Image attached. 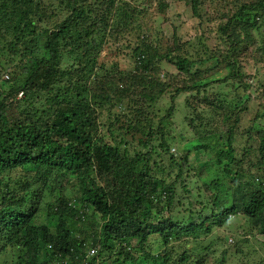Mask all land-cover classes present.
Here are the masks:
<instances>
[{"label": "trees", "instance_id": "1", "mask_svg": "<svg viewBox=\"0 0 264 264\" xmlns=\"http://www.w3.org/2000/svg\"><path fill=\"white\" fill-rule=\"evenodd\" d=\"M188 1L196 14L203 4L213 8L211 19H218L228 42L218 56L230 71L220 80L235 91L242 86L236 93L246 97L249 85L237 61L248 43L251 54L264 59L254 37L264 25V0ZM152 2L0 0V254L10 255V264H137L140 258L148 264H230L231 256L242 255L248 235H264V125L256 127L264 111L243 127L246 103L220 113L219 102L202 100L213 112L207 121L190 94L208 92V83L200 76L176 84L178 75L160 74L162 59L179 74L189 73L191 61L175 53L176 34L164 52L148 42L167 8L157 0L153 11ZM141 32L132 50L134 71L101 62L110 40L117 44L123 33ZM165 94L171 102L185 94L184 105L195 115L187 111L194 136L178 156L170 152L177 137L167 124L174 105L158 120L149 113L148 105ZM101 109L114 115L110 140L101 134ZM238 131L246 134V145L235 157ZM126 134L136 135L146 151H136ZM209 137L213 162L203 181L200 168L188 162L192 150H209ZM152 152L166 153L169 166H176L173 181L171 170L152 162ZM188 177L201 185L182 211L175 186ZM227 181L230 202L223 199ZM71 220L96 227L76 233ZM254 264H264V257Z\"/></svg>", "mask_w": 264, "mask_h": 264}, {"label": "rangeland", "instance_id": "2", "mask_svg": "<svg viewBox=\"0 0 264 264\" xmlns=\"http://www.w3.org/2000/svg\"><path fill=\"white\" fill-rule=\"evenodd\" d=\"M165 2L167 3V8L165 12L158 17V21H156V23L154 24V29L159 28V30H154L152 28L153 33L151 34L153 35V37L150 36L151 39H148V42L154 44H157L158 42V48L160 49V51L164 52L168 48L173 46L172 39L173 35L176 34L179 40V49L175 51V53L188 58L191 61V68L189 69V73L179 74L178 70L173 65L165 62V60L162 59L157 63L160 66L161 76L166 74L172 76L178 75L179 77L173 78L176 84H188L196 82L197 80H200L199 82H207L208 85H206L208 92L197 94L195 93L196 91H192L193 95L190 94L191 98L198 102L197 104L200 103L199 107L196 110L201 111L202 115L205 116L207 121L209 120V116L212 115L213 112L208 110V106L203 105L205 104L203 101L219 102L223 106V109L219 110L220 113L221 111H229L234 106L236 108V105L237 107H240L242 104L246 103V109H243L241 107L242 111L240 113V116L241 119H243V127H247L248 125H250L253 122L252 119L254 115L264 111V93L261 92L264 88V59H260L259 55L255 57V55L251 54L252 47L249 43L245 44L240 50L238 56L239 60L237 61V64L240 66L239 68L243 74H241L242 80L249 85V92L247 93V95H245L246 97H239L236 91L242 94V86L237 88L235 91L232 85L223 83L220 80L223 77L227 76L230 71L227 67H224V63L220 62L221 56H218L219 54H226L222 53V51L224 48L228 47V42L224 40V38L221 36L220 31L218 30V19H211V14L214 11L213 8L203 4L198 7V14H196L192 12L188 0H165ZM156 4L157 0H153V11L155 10ZM150 16L151 13L148 15V17ZM254 32L255 36H253L258 40L259 48H263L264 25L261 26L260 31L255 30ZM144 34L145 32H141L139 36L137 34L125 36L126 33H123V38L120 34L121 40H119V43L113 45L109 44L112 42V40H110L108 44L104 45L105 47H103L101 51V62L105 63L106 65L117 64L119 68L124 71H134L135 62L132 56V50L134 48V43L136 41H139L140 38H143ZM200 76L202 78H198ZM240 98L241 100L239 101ZM184 104L185 94H180L175 98L173 102H171L169 94H165L162 96V99L160 98L157 102L148 105L149 113L153 114V118L155 120H158V117L160 116H165L164 114H166V110L170 106H173L172 115L170 116L167 124L168 129L171 131V133L173 128V133L177 137L176 143L173 144L170 149V152L176 153L177 156L184 151L182 150V144H187L192 140V137L194 136V133L190 131L188 127H186V124L188 122H191V118L187 115V111H190L191 116L195 115L194 112L191 113L192 110H190V108L185 106ZM120 110L121 108L119 107L117 108L116 112H120ZM200 114L198 116L199 119L195 120L197 124L199 123V120L201 118ZM113 120L114 115L112 113L104 109L100 110L99 122L101 127V134L104 140L111 139V137L109 136L110 133L108 131V126ZM259 122L260 124H256V127L258 129L262 128L261 124L264 125V118L260 119ZM116 126L118 127V125ZM123 132L124 131L121 130L116 131V133L119 134H123ZM240 132L238 131L236 133L238 139L234 143L235 157L241 155V150L246 145V134L243 133L244 135L241 136ZM125 137L128 142H132V144L136 146V151H139L141 153L146 151V149L142 145L138 144L136 135L135 137L131 138V134H126ZM206 139L207 140L204 142L208 144L209 150L205 152L201 150L198 152H194L192 150L188 162L192 168H200V177L203 181L204 179H209L208 169L206 167L211 165V163L213 162L212 155L214 153H212V146L213 144H215V142L212 144V138L209 137ZM248 143L253 144L251 141H249ZM172 148H174V150ZM151 156L153 157L152 162L159 161L158 164H162L164 166L165 172L171 170V173H169V177L167 178L169 179V181H173L177 171L176 169H174L176 168L175 165L172 164L169 166V164L171 163H169L168 161V155L166 153H163L161 156H159L155 152H152ZM151 165L152 168H155L153 163H151ZM159 169L160 168H158L157 170H153L159 171ZM194 172L196 173V171ZM193 179L188 177L184 181H179V183H177L175 186V201H184L183 206H181L180 208V210L182 211H184L185 208L189 206L187 204V198L195 200V191L201 185L200 181H195ZM241 179H243V177ZM228 181L224 187V191L227 193L223 195V199L224 201L230 202L233 196H230V183ZM186 188L192 190V193H187ZM179 206L180 205H177L176 208H179ZM95 218L96 220H98V216ZM69 224L70 226H72L76 233H78L79 227H81V229L88 233H90L96 227L93 222L90 224L82 225L77 224L75 221L71 220ZM52 230H54L53 227ZM219 233L222 234V232ZM216 234L217 233L215 232V235ZM229 237L233 239L232 235H229L228 238ZM247 237L249 241L243 245L242 255L237 258L231 256L232 261L230 262V264H239V261H244L245 264H254V262H258L260 258L264 257V248L262 243L260 244V242L264 240V235H248ZM213 239L215 240V237ZM229 241L230 240H228V242ZM229 243V246H232L233 242ZM105 254L104 256H106ZM10 263V255H8L7 253H1L0 264ZM148 263L149 260L146 258H140L137 262V264Z\"/></svg>", "mask_w": 264, "mask_h": 264}, {"label": "clouds", "instance_id": "3", "mask_svg": "<svg viewBox=\"0 0 264 264\" xmlns=\"http://www.w3.org/2000/svg\"><path fill=\"white\" fill-rule=\"evenodd\" d=\"M91 249H94V252L91 253ZM94 253H95V248H94V247H90V248H89V254L92 255V254H94Z\"/></svg>", "mask_w": 264, "mask_h": 264}, {"label": "built area", "instance_id": "4", "mask_svg": "<svg viewBox=\"0 0 264 264\" xmlns=\"http://www.w3.org/2000/svg\"><path fill=\"white\" fill-rule=\"evenodd\" d=\"M7 77V76H6ZM94 252V249H91V253Z\"/></svg>", "mask_w": 264, "mask_h": 264}]
</instances>
